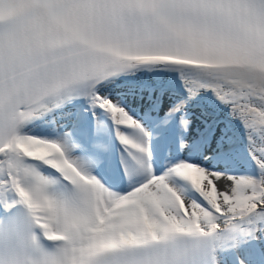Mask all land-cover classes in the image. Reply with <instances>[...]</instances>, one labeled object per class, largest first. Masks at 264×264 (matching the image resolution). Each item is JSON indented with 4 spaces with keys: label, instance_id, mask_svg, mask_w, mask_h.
<instances>
[{
    "label": "snow or ice",
    "instance_id": "obj_1",
    "mask_svg": "<svg viewBox=\"0 0 264 264\" xmlns=\"http://www.w3.org/2000/svg\"><path fill=\"white\" fill-rule=\"evenodd\" d=\"M153 65L230 106L258 175L187 160L153 172L146 140L121 131L146 137L143 126L101 92ZM76 99L110 114L135 162L127 190L88 170L107 150L101 123L87 147L62 126L55 137L26 130L55 127L54 109ZM0 208V264H221L222 251L242 249L264 264L254 247L264 241V0H0Z\"/></svg>",
    "mask_w": 264,
    "mask_h": 264
},
{
    "label": "bare ground",
    "instance_id": "obj_2",
    "mask_svg": "<svg viewBox=\"0 0 264 264\" xmlns=\"http://www.w3.org/2000/svg\"><path fill=\"white\" fill-rule=\"evenodd\" d=\"M101 92L124 106L143 126L144 132L147 133L146 137L138 130L131 128H121V131L132 136L139 135L146 140L147 158L152 163L154 173L160 174L176 162L187 160L203 167L223 171L226 174L250 172L253 176L258 175L256 162L251 165L250 161L245 158V152L249 155L250 160L253 159V155L250 154L246 130L240 119L232 115L230 106L220 101L211 89L202 88L195 94L189 95L178 71L162 65L139 66L128 73L113 78V81L107 83ZM108 92L112 93L108 95ZM85 100H72L61 105L59 109H54L56 113L55 127L30 122L26 125V130L34 135L55 137L61 131V126L64 132L72 131L74 128L72 126L74 124L76 126L77 122L82 124L81 120L84 118L92 124V131L89 133L92 138L95 134V125L99 120L98 114L102 111L107 117L110 137L114 139L116 145L119 144L121 147V149L117 148L120 152L118 165L124 175V180L118 185L122 186L121 191H124V188L127 190L126 170L128 174L135 162L116 137L115 126L110 114L91 105L89 110H86ZM177 105H180V111L172 112V109ZM181 116L188 121L186 127H182L179 122ZM165 130L171 134L169 136L161 135ZM68 133L75 136V131ZM71 154L80 156L77 149H72ZM126 155L128 162L130 161L129 164L124 158ZM88 170L92 174H97L95 168ZM101 179L108 181L105 177ZM225 184L227 181L221 180L218 187L224 189ZM197 197L200 199L198 194ZM185 203L186 205L190 204V201L186 200ZM189 211H191L190 208ZM219 223L223 228V220H220ZM260 243L264 249V241ZM231 253L236 258L237 256L245 260L250 258L246 264L250 261V264H261L259 254L245 256L247 251L244 249L238 253L231 250L222 251L220 253L221 264H223L222 260H226V264H228L227 257ZM258 259L260 260L257 261Z\"/></svg>",
    "mask_w": 264,
    "mask_h": 264
},
{
    "label": "rangeland",
    "instance_id": "obj_3",
    "mask_svg": "<svg viewBox=\"0 0 264 264\" xmlns=\"http://www.w3.org/2000/svg\"><path fill=\"white\" fill-rule=\"evenodd\" d=\"M110 93H112V92H108L107 94L108 95H110ZM108 119H109V117H108ZM98 120V119H97ZM98 122L99 123H101V124H104V122L102 121V119H100V117H99V120H98ZM142 134V133H141ZM52 137H54V136H52ZM135 137H139V138H141V136H139V135H136ZM142 139V138H141ZM76 150V149H75ZM133 151H135V150H133ZM77 152V151H76ZM127 156V155H126ZM125 159H126V163L127 164H129L130 163V161L128 162V156H127V158L126 157H124ZM148 162H149V164H150V166L152 167V163L149 161V159H148ZM193 162V161H192ZM250 163H251V165H254V163H255V161H254V159H252V160H250ZM153 168V167H152ZM205 168H207V169H209V170H215V169H212V168H209V167H206L205 166ZM215 171H217V170H215ZM232 174V173H231ZM233 175V174H232ZM234 175H249V176H253L250 172H245V173H240V172H237L236 174H234ZM126 187L128 186V183H129V178H128V174H127V170H126ZM225 186H226V184H225ZM127 189V188H126ZM124 190H125V188H124ZM196 198V197H195ZM197 200H199V198L197 197L196 198ZM258 248L257 249H259L261 252H264V249H263V245H261V243H258L257 245H256Z\"/></svg>",
    "mask_w": 264,
    "mask_h": 264
}]
</instances>
